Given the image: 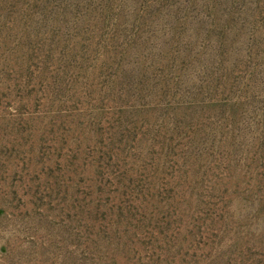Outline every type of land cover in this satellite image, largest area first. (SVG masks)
Listing matches in <instances>:
<instances>
[{"label": "rangeland", "instance_id": "374dc122", "mask_svg": "<svg viewBox=\"0 0 264 264\" xmlns=\"http://www.w3.org/2000/svg\"><path fill=\"white\" fill-rule=\"evenodd\" d=\"M0 264H264V0H0Z\"/></svg>", "mask_w": 264, "mask_h": 264}]
</instances>
